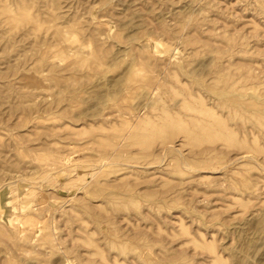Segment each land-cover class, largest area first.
Masks as SVG:
<instances>
[{
    "label": "rangeland",
    "instance_id": "374dc122",
    "mask_svg": "<svg viewBox=\"0 0 264 264\" xmlns=\"http://www.w3.org/2000/svg\"><path fill=\"white\" fill-rule=\"evenodd\" d=\"M0 264H264V0H0Z\"/></svg>",
    "mask_w": 264,
    "mask_h": 264
}]
</instances>
